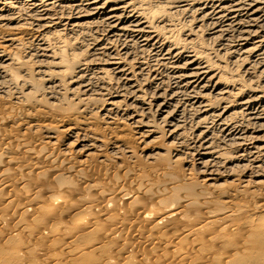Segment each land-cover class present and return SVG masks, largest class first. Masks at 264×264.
Returning a JSON list of instances; mask_svg holds the SVG:
<instances>
[{
	"label": "bare ground",
	"instance_id": "obj_1",
	"mask_svg": "<svg viewBox=\"0 0 264 264\" xmlns=\"http://www.w3.org/2000/svg\"><path fill=\"white\" fill-rule=\"evenodd\" d=\"M32 6H40L44 12L52 8H60L62 11H73V13L75 12L74 15L69 17L67 15L68 18L65 19L66 26L70 27V29L77 31L102 29L103 31L101 30V32H104V36L107 38V43H103L105 46L102 47V43L99 46L103 49L102 51L112 50V45H116L118 41L123 42V47L117 50V54L109 55V52H107L109 58L102 60L104 61V66H106L105 68L110 72V74H107L104 70H101L102 63H98L102 62L101 60L98 61L99 57L97 59L98 53L102 52L100 48L97 50L92 45H89L88 48L81 46V43L84 42H79V45L74 39L69 41L67 56L62 47H57L61 44L59 42L60 35L57 36L55 32L56 36L54 34L48 36V30L49 25L55 27L57 24L59 25V22H61L59 19L55 20L49 18L50 16L43 15L42 18L36 17L37 29L34 28L33 24L29 25V28L19 26L21 24L10 27L14 22L13 17L10 18L11 16L7 17L1 14V98L6 97L9 91L17 89V71L15 69L17 61L15 57L18 54L16 50L28 44L32 51L39 52L43 56L49 58L51 54V58L54 60L58 59V63L61 65L60 72H58L59 76L52 75L49 69L45 71L38 69V72L41 73V78L47 82L44 96L48 98L49 96L50 98L53 97L51 90L59 88L62 84L64 85L63 81L60 80L61 78L66 79L69 84L77 82L78 87L82 90L80 93L86 94V97L84 96L78 100L79 102L82 100V103L90 102V94L95 89L93 83L90 82L91 75H95L93 77L97 79L100 86L102 83L105 87H110L114 80H116L118 86L122 85L125 88L128 86L129 97L123 98V93L119 91L116 95L110 96L103 102L102 106L90 109V107L85 105L79 109V112L88 113L90 116L98 113L100 115L99 119L104 118L102 120L108 121L107 124L111 127L114 125L118 126L117 122L119 120L120 123L121 120L131 123L135 129L134 131H136L134 133L136 140L140 145H145L150 140H158L164 135L172 143L176 142L185 145L186 131L183 128L184 126L181 125V118L178 115L184 116L188 109L187 106H190L196 109L199 115L197 117L199 121L196 123L199 126L197 134L198 146L195 151L196 156H193L194 162L192 165L195 164V167H197L200 180L196 184L190 178L188 179V175H185L187 180L185 187L187 188L188 183L194 187L192 192L189 191V193L180 197L173 195L171 190L157 189V184L153 186L149 182L142 183L139 178L130 180L127 189H125L126 186L116 181L105 189L90 184L84 185V188L79 189L74 183L73 185L71 184L72 182H67L63 176L72 168L69 165L70 161L72 163L76 162L75 168L71 172L75 174L79 181L83 179L81 166L86 164L91 156L95 155L99 163L103 162L106 158L102 154L105 146L103 137L98 133L92 132L90 127L81 128V120L77 121V118H74L73 115L60 117L57 122L58 125L55 127L49 124H37L35 122L38 121L34 119V116L29 114L21 117L19 114H14L10 111V113H7L6 111L9 110L7 107V110L5 109L3 112L0 110V128L5 127L9 123H12L10 124L11 126H16L18 125L16 121H20V126H24V124L32 125L35 129L44 130L47 139L50 140L48 143L55 141L54 144L57 142L58 146L60 145L61 147H58L59 150L56 148V151L53 149L47 150L42 144H40L41 146L33 142L32 144L27 142V140L16 137L18 143L14 144L16 145L14 149L13 143L15 142H12L11 139L8 142L6 141V143L0 141V192L7 188H12L10 181L11 175L13 176L10 172L12 169L6 168V164L9 167L14 165L15 170L13 173L19 177L17 185L21 186V190L30 183L29 178L23 172L37 169L39 161H45L50 164L52 177L55 182L53 189L50 190L52 195L46 200L40 198L38 191L28 193L25 190L19 196L14 189L7 190L8 199L6 198L7 201L4 207L0 208L1 223H5L4 217L8 210L7 207H11L18 199L22 202L21 207L43 206L46 212L39 219L33 218L32 221L24 222L22 217L27 210L21 208L24 210L20 212L21 218L16 222V229L12 228V231L11 229L10 231L3 229V237L0 235L3 240L0 239L2 241L0 250L3 249L4 251L2 250V252L6 253L8 248L11 249L12 247V249H15V244H12L14 238L17 239L19 246L21 244L22 246L25 245L28 240L24 241V234H26L25 231H28L27 238L30 239L29 241L31 239H35V241L48 239L51 248L63 246L64 244L67 249L64 250L61 256L64 260L69 259L70 261L68 260V262L107 264L111 254L110 247H115V241L119 240L118 242H120L119 247L115 251L116 254L122 253L130 242L127 238L121 239L124 233H122L123 227L129 223L128 216L130 214L131 216L141 215L142 221L140 222L143 225H149L148 231L143 233V235L139 234V236L144 237V243L150 249L148 255L139 254L133 259L125 257L122 264H165L166 261L170 263V260H175V264H218L217 261L220 264H264V201L262 198L260 200L256 196L249 195L247 190H243L253 186L258 188L264 183L262 181L264 179V0H171V2L170 0H37L34 1ZM180 16H184L185 23L183 26L177 23V19ZM195 16L196 18H194ZM191 22H195L197 26L186 29L190 27L188 24H191ZM205 23H208V26H212L211 29L208 28L212 37H223L228 28L229 31L232 29V32L234 30L237 33L235 36H238V40L235 47L231 48L232 51L230 49L219 50L216 52L218 55L205 52L202 46L203 43L198 42L197 36L194 35L195 33H200V29L205 28L203 27ZM9 27L11 29H7ZM177 32L179 37L176 36ZM202 32L201 30V34ZM129 34L131 36H128ZM84 39L83 41H85ZM227 40L230 44V38ZM232 40L234 41V39ZM129 44L137 46L138 50L136 51L137 53L133 52L134 56L131 55V52L129 53L125 50ZM51 48L54 49L52 50ZM146 53L151 58L147 57ZM228 54L235 57L236 54H240V56H243V58L240 57L241 59L249 60L250 64L247 67H244L245 65L240 66V75L230 76V74L238 72V70L230 68L229 64L234 66L236 61L234 62V57H229ZM240 58L239 62H241ZM94 67L98 68L97 74L93 70V73L89 71ZM167 69L171 70H169V74H171V78L174 81V89L170 91L165 88L161 89L163 87L161 76ZM251 71H256L258 76L256 75L257 77L255 78L249 77ZM242 77L247 80L245 79V81ZM95 78H92V80ZM24 84L28 86L27 82H24ZM148 84H156L160 87L158 88L159 90L151 92L152 96L148 97V99H151L150 102L142 97L143 95L145 96V93L141 96L142 88L144 86L146 88ZM61 88L63 87H60V90ZM71 90L77 93L76 90ZM179 94H181L180 96L186 94L187 105L178 103L174 106L175 101L178 100H175V97ZM137 105H141L143 108L148 105L147 109H143L144 112H150L152 105L156 107L162 117L161 121L168 124L167 133L164 135L159 133L157 123H153L149 118H139L141 113L144 116H148L149 112L143 113L141 111L139 114V110H133ZM139 107L136 109H141ZM175 113L178 115H173ZM243 115L248 117L246 119V121H249L247 125L251 123L250 126L253 128L251 133L245 132V130H240L237 133V129L240 127H237L239 122L237 120L241 116L245 118ZM189 116L191 115L188 114ZM193 117L190 118L193 119ZM210 120L221 130L223 135L240 141L238 144H242V141L247 143L248 145L245 144L247 146L246 149L242 150L234 147L232 156H228L227 148L221 143L222 140L215 137L216 135L214 136L213 131L211 132L209 129ZM187 126L189 127V125ZM58 132H64L65 140H58ZM220 136L222 135L220 134ZM71 140H74L75 143H69ZM117 140L110 141L108 146L106 144L108 149H111V152H115V155H118L117 152L121 153V150L123 153L124 150L126 153L123 154H133L130 147ZM225 141L223 138V143ZM228 145L230 146L229 143ZM13 151L26 154L30 157V160H21V162L14 159L10 156ZM182 152L184 153V150ZM186 152L189 155L191 150L188 148ZM174 153L175 157L179 156L177 154L178 151L175 150ZM238 167L249 169L246 172L248 176L244 175L246 180L241 182L242 190H234L229 197L231 200L228 203L218 202V194L211 195V190L219 180L231 178L233 172L236 171L234 169ZM238 172L235 173L237 176ZM44 173H40V178ZM239 178L241 177L239 176ZM31 181L33 182L32 179ZM14 182L16 184V180ZM34 185L32 186L33 190ZM90 191L96 194L97 199H103L102 209H99L97 213L95 212L97 207L94 197L89 196ZM75 193L79 195L76 202L66 197L68 194L74 195ZM244 196L249 198L250 202L248 204L233 199ZM153 199H157V202L154 204L149 203ZM122 201L128 204L129 211L117 208L116 202ZM180 201L183 205L178 207L177 205ZM197 202L198 205L196 204ZM199 202L201 205H199ZM212 207L214 208L212 209ZM72 208H76V211H70ZM199 211L203 215L201 218H198ZM51 214L58 219L69 215L70 220H68V223H61L58 228H55L45 221ZM168 222H174L178 228L175 233L170 235H167L165 231ZM100 224L101 234L99 236L98 233L96 234L98 236H95V231ZM134 224L135 222H130L129 227ZM139 224L138 222L136 226ZM18 227H20V230ZM237 233L242 235L239 234L240 238L238 241L240 240L241 242L238 243H236L237 239L235 240V234ZM186 239H189L187 241L189 244L185 242ZM233 243L237 244V248L234 245L233 249H230ZM159 244L162 245L160 255L155 257L153 251ZM28 246L30 245L17 249H24L22 252L24 255L25 251L30 248ZM221 248L223 250L227 248L228 251H220ZM193 249L198 253L192 257V260L188 261L183 255L191 253ZM229 251L239 252L232 255ZM98 252L99 254L101 253L100 257L96 256ZM191 254L194 255L193 252ZM23 257L18 252L6 254L0 257V264H21ZM48 260L53 264H62L63 262L57 257H51Z\"/></svg>",
	"mask_w": 264,
	"mask_h": 264
},
{
	"label": "rangeland",
	"instance_id": "obj_2",
	"mask_svg": "<svg viewBox=\"0 0 264 264\" xmlns=\"http://www.w3.org/2000/svg\"><path fill=\"white\" fill-rule=\"evenodd\" d=\"M34 1H37V0H0V15L2 14L3 16H7V17L11 16L10 18L13 17L14 22H13V25L10 26V27H15L16 25L21 24L19 26H23V27L25 26L26 28H29V25L31 26V24H33L35 29L38 28L36 26V22H35L36 17L37 18L38 17L42 18V16L44 15V16H48V17L50 16L49 18H51V19H55V20L59 19V21H61V22H59V25L57 24L56 27L49 25V30H48L49 35L48 36H51V34L55 35L56 33H57L56 34L57 36L60 35L59 36V42H61V44H60V46L58 45L57 47L58 48L62 47L64 53L67 56H68L67 46L69 44V41L74 40V39H76L75 42L77 44H79V42H84V43H81V46H84V47L88 48L89 45H92L93 48H97V50L99 48L101 49V47H99V46H101V43L103 45L102 47H104L105 46L104 44L107 43L106 42L107 38H106V36H104V32L103 33L101 32L102 29L101 30L100 29H92V30H80V31L78 30L77 31L75 29L74 30L70 29V27L66 26L65 19H67L70 15L71 16L74 15L75 12L73 13V11H67V10L66 11H62V9H60V8H52L49 11L44 12L42 7H40V6H36V7L32 6ZM170 2H171V0H170ZM12 7H13V9H12ZM56 9L60 10V11H57ZM58 12H59V14H58ZM68 12H70V13H68ZM61 13H62V16H61ZM67 15H68V17H67ZM183 17L184 16H180L177 19L178 20L177 23L180 26H183L184 23H185ZM194 18H196V16ZM207 24L208 23H205V25L203 26L206 29L205 28L204 29H200V31H199L200 33H197L198 35L196 33L194 34L195 36H197L198 42H200V43L202 42L203 43V44L202 43L201 44L204 47L205 52H211V53H214V54L218 55V53H216V52L219 51V50L223 51L224 49L225 50L226 49H230V51H232L231 48L235 47V44L237 43L236 41L238 40L237 39L238 36L237 37L235 36V35H237V33L234 32V30L232 32V29H230L231 31H229L228 30L229 28H228V29H226L225 35L223 37H220V36L218 38L212 37L211 31L209 30V29L212 28V26H208ZM188 25H190V27L186 28V29H191L192 27L197 26V24L195 22H191V24H188ZM19 26H17V27H19ZM10 27L7 28V29H11ZM203 27H201V28H203ZM201 30L203 31L202 34H201ZM100 32H101V34H100ZM229 32H231V33H229ZM231 35H233L235 38L233 36L230 37ZM76 36H77V38H76ZM128 36H131V35L129 34ZM176 36L179 37V33L178 32L176 33ZM213 38H216V39H213ZM220 38H222V39H220ZM225 38H226V40H225ZM228 38H230V40H229L230 44H229V42L227 40ZM83 39L85 41H83ZM232 39H234V41ZM95 40H97V42H95ZM226 42L228 44V45L226 44L227 46L225 45ZM133 45L134 44H129V46L127 45L125 50L128 51L129 53L131 52V55L134 56L135 54H133V52L137 53L136 51L138 49H137V46H133ZM229 45H231V46H229ZM24 46L25 45H23L22 47H20V48H18L16 50L17 54H18L15 57L16 61L18 62V63L16 62V65H15V69L17 71V80H16L17 85H18L17 89L9 91L7 93V95H6L7 98L5 96L3 98H1V96H0V110H2L1 112H3V110L5 111V109L8 107L9 110L6 109L7 113L11 112V113H14V114H19V116H21V117H23L24 115L29 114L31 116H34V119L36 121H38V122H35V123H37V124H45V125L49 124L50 126L52 125V126H55V127L58 125L57 122L60 120V117L62 118L64 116H72L73 115L74 118H77V121L81 120V122H80L81 128H85L86 129V128L90 127V130L92 132L98 133V134L101 135V137H103V141H104L105 146L103 148V153L102 154L105 155V157H106L104 159V161L99 163L97 161L98 159H97V157L95 155L91 156L89 158V160L86 162V164L81 166V170H82V173H83V175H82L83 179L80 180V181H79V179H77V177H75V174L74 173L72 174V172H71L75 168L76 162L72 163V161H70L69 165L72 168L70 170H68L65 173V175L63 176L67 182H70V183L72 182L71 184L74 183L75 186H77V188H79V189L80 188H84L83 186L84 185L86 186L87 184L97 185L98 187L100 186L101 188L105 189L107 187L109 188V186L113 184L112 182L116 181V182L126 186L125 189H127L128 188L127 185H128L130 180H132L133 178H139V179L142 180L141 181L142 183L149 182V183L153 184V186L155 184H157V186H158L157 189H163L165 191L171 190V193L173 195L177 196V197L184 196V195H186V193H189V191L192 192L193 187H194L192 184L188 183L187 188L185 187L186 186V182H187L185 175H188V179L190 178L193 183L197 184V182H199V180H200L198 178V177H200V174L198 173L199 171L197 170V167H195V164H193L194 166L192 165V163L194 162V157L193 156H196L195 155V151L197 150L196 147L198 146L197 134H198L199 126L196 123H198L197 121H199V119L197 118V117H199V115H198V112H197L196 109L191 108L190 106H187L188 109L185 112V115L183 114L184 116L178 115L176 113L173 114V115H178V117L181 118L180 119L181 125L184 126L183 128L186 131V142L184 143L185 145H183V144H180V143L178 144L176 142L175 143L170 142L171 140L166 135H164L165 133H167L168 124H165V122L163 123L161 121L162 117L159 115L160 113L156 110V107H154L152 105L150 112L149 111H145V112H149V115L148 116H144V115H142L141 111H143V113H145L143 109L144 108L147 109L149 106L145 105V107L143 108V106L137 105L138 107L140 106L139 108H141V109H136L138 107L135 106L134 107L135 109L133 108V110H139V114L141 113L139 115V118H141V117L145 118L146 117V118H149L150 120H152L153 123L156 122L157 126L159 127V133H161V134H163L165 136V137L161 136L162 138L160 137L158 140L156 139L155 141H151L150 140L145 145L144 144L140 145L137 142V140H136V135L134 134V133H136V131H134L135 129H134V127H132L131 123H129L127 121H124V120H121V123H120L119 122L120 120H119L117 122L118 126L114 125L115 127L114 126L111 127L110 125L107 124L108 121L106 122V121L102 120L104 118L101 117L102 119H99L100 115L98 113L92 114L91 115L92 117H91L90 115H88V113L79 112V109L81 107H84L85 105L87 107H90V109L91 108L92 109L98 108L100 105L102 106V104H104L103 102H105L110 96L116 95V93L119 92V91L121 93H123V98L126 97V96L129 97L130 96V92L128 91V86H126L127 89L125 88V86H122V85H119L120 86L119 87L117 85L116 80H114V83L111 84L110 87H105V85H102V83H101V86H100V84L98 83L97 79L95 77H93L95 75H91L92 77H91L90 82L93 83L94 86L93 85L92 86L95 88L94 89L95 92L92 91V93L90 94L91 95V99H90L89 103H85V102L82 103L81 102L82 100L80 101L81 102L80 103L78 100L80 98H83L86 94H83L82 92L80 93V91H82V90H81L80 87H78L77 82H75L73 84H69V83H67L66 79L61 78L60 80L63 81L64 85L62 84L61 86H59V88L51 90L52 93H53V97L50 98V96H49V98H48V97L44 96L45 91H46L45 88H46L47 82H46L45 79L41 78V76H40L41 73L38 72V71L40 69L43 70V71L49 69V70H51V74L52 75L59 76L58 72H60L59 70H60L61 65L58 63L59 62L58 59L54 60L53 58H51V54L49 55V58H48L46 56L41 55L39 52L37 53V52H34V50L32 51V48H30V45L26 44V46L25 47ZM112 47H113L112 50L107 51V52H109V55L113 54V53L117 54V50H119V49H121L123 47V42L122 41H118V42H116V45H112ZM54 48L56 49V47H54ZM54 48H51V49L53 50ZM37 49H38V47H37ZM102 50L103 49H101V51ZM114 50H116V51H114ZM107 52L106 51H102V52L98 53V56H97V59L99 57L98 61H100V60L102 61V60L106 59L108 57V53ZM220 55H222V54H220ZM146 56L151 58V56H149L148 53H146ZM228 56L229 57H234L233 61L234 62L236 61V65H237V66L236 65L232 66V64H229L230 68L234 69V70L235 69L238 70V72H234L233 74H230V72H229L230 76H238V75H240V72H239L240 68H241L240 66H242V65L244 66L245 65L244 67H247L248 64H250V62H248L249 60L241 59V58H243V56H240V54H236V57L232 56V55H229V54H228ZM110 58H112V57H110ZM239 58H240V61L242 63L238 61ZM137 59H138V57H137ZM98 63L99 64H101V63L103 64V65L101 64V68H102L101 70H104L107 74H110L109 70L107 68H105L106 66H104V61L98 62ZM98 63H96V64H98ZM92 70L95 71L94 73L98 72L97 71L98 70L97 67L91 68L89 70V71H91L90 73H93ZM169 70L167 69L164 72V74H162L163 77L161 76V79H162V82H163V87H161V89L165 88L168 91L174 89V87H173L174 86V81L171 78V74H169V72L171 70L170 71ZM229 74H228V76H229ZM167 75H168L169 79H168ZM256 75L258 76V74H256V71H253V72L251 71V75L249 77L255 78V77H257ZM249 77H247V78H249ZM92 78H95V79L92 80ZM242 78L244 80L246 79L245 77H242ZM110 79H112V78H110ZM0 81H2V80L0 79ZM24 82H27L28 86L25 85ZM0 84H1V82H0ZM103 86H104V88H103ZM60 87H63V88H61V90H60ZM77 87H78V91L76 90ZM123 87L125 88L126 91L124 90ZM166 87H169V88H166ZM158 88H160V87L157 86L156 84H154V85L153 84H148L146 88H145V86L142 88L141 96L145 93V96L143 95L142 97H144V99H146V100H149L148 102H150L151 99H148V97L152 96V93L154 92V90H159ZM70 89H74V91L76 90L77 93L76 92H72V90L70 91ZM92 90H93V88H92ZM72 93H73V95H72ZM180 95L181 94H179L177 97H175V100L178 99L179 102H177L178 100L175 101L174 106H176V104H178V103L179 104H182V103L184 104L185 103L187 105V102H186L187 101L186 100L187 96H185L186 94H184L183 96H180ZM103 99H105V100H103ZM18 102H20V103H18ZM214 103H216V102H214ZM214 106H216V105H214ZM156 113H157V115H156ZM190 113H192L195 118ZM188 114L191 115V116L188 117ZM87 115H88V117H86ZM243 116L245 118H243L241 116L240 119L237 120V122L239 121L237 127L240 126L237 129L238 130L237 133L240 130H245V132H250L251 133V131H253L252 130L253 128L250 126L251 123L247 125V123L249 121H246V119H248V117L246 115H243ZM190 117H193V119L190 118ZM183 120H184V122H183ZM185 120H186V122H185ZM84 121H86V122H84ZM19 122L20 121H16V123H18V125H16V126H13V125L11 126L10 124H12V123H9V124H6L5 127H1L0 128V130L2 129L0 131L1 132L0 136L2 138V140L0 138V141L2 143H6V141L8 142V140L11 139L12 142H15V143H13V145H14V144L18 143L16 141V139L19 138V139H24L25 141L27 140V142H29V143L33 142V143H36V144H39V145L42 144L43 147L46 148L47 150H52L53 149L54 151H56L57 149L59 150V148L61 147L60 145L58 146L57 142L54 144L55 141H53L52 143H48L50 140L47 139V135L44 132V130H42L40 128L35 129L32 125L28 126V125L24 124V126L23 125L20 126L21 123H19ZM82 122L85 123V124H83ZM191 122H194V123L191 124ZM209 122L211 123V125H210V123L208 125L209 129L211 130V132L213 131L212 133H213L214 136L216 135L215 137L220 138L219 140H222V142L221 141L220 142L224 145V147L227 148L228 156H232L233 149H235V148L236 149L237 148H241L242 150L246 149L247 146H245V144L248 145L247 143L242 141V144L241 143L238 144V142H240V141L231 139L228 136L223 135L221 133V130L217 126L214 125V122L212 120H210ZM109 123H111V122L109 121ZM183 123H184V125H183ZM8 125H10V126H8ZM187 125H189V127ZM244 125H245V127H244ZM192 126L194 127L193 129H192ZM246 127H248V128H246ZM3 129H4V131H3ZM191 129H192V131H191ZM8 132H10L11 134L8 133ZM217 134H219V135H217ZM220 134L222 136H220ZM2 135L3 136L7 135V136L3 137ZM58 135H59V136H57L58 140L59 141L60 140L63 141V139L65 137L64 136V132H58ZM222 137L224 138V140H226L225 141L226 143L225 142L223 143V138ZM6 138H8V139H6ZM116 138L119 139V140H117ZM115 140H117V141H119L121 143L122 142L125 143V145H127L128 147L131 148V151L133 152V154L132 155L123 154V153H126L124 150H123V153H122L121 150H120L121 153L117 152L118 155H115V152H111V149H108L107 146L110 143V141L112 142V141H115ZM71 142H74V140L73 141L71 140L69 143H71ZM74 143H71V144H74ZM228 143L230 144V146L228 145ZM106 144H107V146H106ZM181 145H183V146H181ZM15 146L16 145L13 146L14 149L16 148ZM187 146H189V147H187ZM188 148H189V150H191V153H189V155L186 152V150ZM182 149L184 150V153L182 152L183 151ZM175 150L178 151L177 154L179 156L175 157V153H174ZM105 151H107V152H105ZM18 153H20V152L16 153V151L15 152L13 151L10 156H12L14 159H17V160H20V161L21 160H23V161H29L30 160V157L27 156L26 154H24V153L18 154ZM186 153H187V155H186ZM25 155H26V157H25ZM70 156H73V155H70ZM71 158H73V157H71ZM38 164L39 165H38L37 169L32 170L30 172H29V170H25L23 172V174H26V176L29 178V182L30 183L32 182L31 179L33 180V182L31 184L29 183L27 185V187L22 189V190H21V186L17 185V180L19 179V177L16 174L13 173L14 170H15L14 169V165H13V167L12 166L9 167L6 164V168H10V170L11 169L13 170V171L12 170L10 171L13 174V176L11 175V180H10L12 188L10 187L9 189L7 188L6 190H2L3 192L2 191L0 192V202L2 204V205L0 204L1 205L0 208L4 207L5 202L8 199L7 190H11V189L12 190L14 189V191L17 194H19V196L23 193V191L26 190V191H28V193H34L35 191H38L39 192V196H40V198L42 200H44V199L46 200V199L51 197L52 194H51L50 190H52L53 189L52 187L55 185V182H54V179H53L52 173H51L52 168H51L50 164L45 162V161H39ZM3 168H5V167H3ZM241 169H243V170H241ZM189 170H191V171H189ZM234 170H236V171L233 172V175L231 176V178H228V179L224 178V179L219 180L217 183H215V187L211 190L212 192H210L211 195L218 194V202H220V203H228L231 200L229 197H230L231 194H233L234 190H236V189H238V190L241 189L242 190L241 182L246 180V179H244V175L247 174L246 172H248L249 169L247 170V168L238 167V168H236ZM244 170H245V172H244ZM42 172L43 173L47 172V173L46 174L44 173V175H41V178H40V173H42ZM237 172H238V176H237V174H235ZM239 176L241 178H239ZM246 176H248V175H246ZM112 178H113V180H112ZM12 179H13V181H12ZM15 180H16V184L14 182ZM262 181H264V179ZM12 182H14V183H12ZM14 184H15V186H14ZM32 184L33 185L35 184L34 185V190H33V187H32L33 185ZM36 185H37V187L38 186L39 187L35 188ZM252 188H254V189H252ZM30 190H32V191L30 192ZM243 190H247V193L249 195L256 196V198H259L260 200L262 198V200L264 201V183L261 184L258 188L253 186L251 188L243 189ZM75 194L74 195L73 194H71V195L68 194L66 197L69 198V199L71 198V201H73V202L75 201L76 202L77 201V197L79 198V195H77V194L75 195ZM68 196H70V197H68ZM89 196L90 197H94V201H95V204H96V207H97L95 212L97 213L99 209L100 210L102 209L103 199H99V198L97 199L96 194L91 192V191L89 193ZM233 199L239 200L241 203H244V204H246V203L248 204L250 202L249 198L246 197V196L238 197V199L237 198H233ZM2 200H3V202H2ZM236 200H235V202H236ZM156 202H157V199H153V200L149 201V203H152V204H154ZM262 202H260V203H262ZM21 203L22 202L20 201V199H18V201L16 200L12 204L11 207L10 206L7 207L8 210L6 209L7 211H6L5 217H4L5 223L3 224V223L0 222V233H1L0 235H1V237H3L2 236L3 229H6L7 231L8 230L10 231V229H11V231H12V228L14 229L16 227V222H18V219L21 218V213L20 212L22 210H24V209H21V208H25V207H21V205H22ZM196 204L198 205V202ZM181 205H183V203L180 201L177 206L181 207ZM199 205H201L200 202H199ZM116 206H117L118 209H122L123 211H129V206H128V204L126 202H123V201L122 202H116ZM213 208L214 207H212V209ZM25 210H27V212L23 213V217H22V220H24V222H29L30 220L32 221L33 218L34 219H39V217L41 218L43 216V214L46 212V210H45V208L43 206H36V205L35 206L26 207ZM70 211H76V208H72V210H70ZM53 216L54 215L51 214L50 216H48V218L45 219V221L47 222V224L52 225L55 228H58L61 225V223H65V224L68 223L69 222L68 220H70L69 219L70 218L69 215L68 216L66 215V217L61 218V219H58L56 217L54 218ZM133 216H131L129 214L128 222L129 223L130 222H135V224L133 226L129 227V223H127L126 225H124L123 231H122V233L123 232L124 233L122 234L121 239L127 238L128 241L130 240V242L128 243L127 248L122 253L116 254L115 251L119 247L120 242H118L119 240L115 241V243H116V245L114 244L115 247H110V251H111L110 253L111 254H110V258L108 259V263L107 264H111L112 261H113L112 264H122L125 257H131L133 259V258L137 257L139 254H145V255L149 254V249H150L149 246L144 243V240H143L144 237L141 236L142 237L141 238L139 236V234L143 235V233L148 231L149 225H143L140 222V221H142L141 220V215L134 216V217ZM201 217H203V215H202V212L199 211L198 218H201ZM100 218H102V217H100ZM138 222L140 224L138 226H136L138 224ZM17 225H18V223H17ZM18 228L20 230V227H18ZM128 228H129V230H128ZM98 229H97L98 231L95 229L96 230L95 231V236H98V235L100 236V234H101V231H100L101 224H100V226H98ZM6 230H5V232H6ZM177 230H178V228L176 227V224L174 222H168L166 227H165V231H166L167 235L173 234ZM27 232L25 231L26 234L23 233L26 236V237L24 236L25 239L28 237L27 236V234H28ZM135 233H136V235H135ZM96 234H98V235H96ZM239 234L241 235V233H239ZM239 234L238 233L235 234V236L237 238L234 236L235 240L237 239L236 243L241 242L240 240L238 241V239L240 238ZM1 237H0V239H1ZM22 239H23V237H22ZM25 239H24V241L28 240V242L25 245H23V246H22V244H21V246H19V244L17 243V239L14 238L12 244L13 245L15 244L16 246L14 245V248L15 247L16 248L15 249H12V247H11V249L8 248L7 249L8 252L6 251V253L2 252L3 249L0 250V257L4 256L6 254L18 252L19 255H21L22 257L25 255L24 256L25 258L24 257L22 258V263L21 264H53L51 261L48 260L51 257H57L58 259L63 260L62 264H80L78 262H68L69 259L68 260H64V258L62 259V256H61L62 253L64 252L65 249H67V247H65L64 244H63V246H58L56 248H51L49 246V240L48 239H41L39 241H35V239H31V241H29L30 240L29 238H27L26 240ZM1 240H0V244L3 241V240L2 241ZM187 241H189V239L185 240L186 243H187ZM236 243L235 244L233 243L232 247L230 246V249H233L234 245H236L234 247L237 248V244ZM187 244H189V242ZM26 245H30V246H28V248L30 247L31 249L29 248V250H26L24 255H23L22 252L24 251V249H22V250H18V249H21V248L25 247ZM111 246H113V245H111ZM157 246H156L155 250L153 251V255L155 257H158L160 255V249H161L162 245L159 244ZM0 249H1V247H0ZM194 250L195 249H193L191 251V253L193 252L194 255L191 254V253H188V254L183 255V256L188 261L192 260V257L195 256L198 253V252H195ZM221 250H223V248H221L220 251ZM224 250L228 251L227 248H224ZM229 252L232 253V255H235L239 251H236V252L229 251ZM99 255L101 256V253L99 254V252H98L96 256H99ZM174 261L175 260H170V263H168L166 261L165 264H171V263L175 264ZM217 263L220 264L218 261H217ZM81 264H87V263L86 262H82ZM89 264H92V263H89Z\"/></svg>",
	"mask_w": 264,
	"mask_h": 264
}]
</instances>
